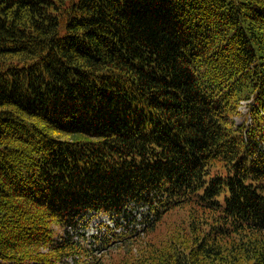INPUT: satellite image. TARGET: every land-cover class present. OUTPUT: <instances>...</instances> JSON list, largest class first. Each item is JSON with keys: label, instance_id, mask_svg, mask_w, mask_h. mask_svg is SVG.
I'll return each instance as SVG.
<instances>
[{"label": "trees", "instance_id": "trees-1", "mask_svg": "<svg viewBox=\"0 0 264 264\" xmlns=\"http://www.w3.org/2000/svg\"><path fill=\"white\" fill-rule=\"evenodd\" d=\"M131 203L134 264H264V0H0V264H103L134 231L67 229Z\"/></svg>", "mask_w": 264, "mask_h": 264}, {"label": "rangeland", "instance_id": "rangeland-1", "mask_svg": "<svg viewBox=\"0 0 264 264\" xmlns=\"http://www.w3.org/2000/svg\"><path fill=\"white\" fill-rule=\"evenodd\" d=\"M250 102H243L240 104L238 107V112L239 115H236L233 118L235 124L241 125L244 124L245 126L249 122V105ZM124 213L116 216H104V215H86L83 216L82 218L77 219L78 224H86L88 226V223L91 222L90 224L93 225L97 220H105L109 222L111 227H116V224H120V229H123L128 226V229L131 231H134V237L133 242H128L129 244L132 243L131 245H128L125 247L124 244L117 245V247L111 248L107 251H103L102 254H98L97 258L101 259L103 264H123L122 262L125 261L124 264H134L136 260V256L139 255V250L141 249V244H143L145 241H147L149 238L144 235V233H140L143 230V218L147 216V211L145 208L142 207H137L134 205H129L126 208H124ZM189 215L188 211L185 210H176L173 211L169 216L167 215L165 218H163V221L161 225L158 227V231L156 232V235L158 238L163 239L164 236L167 234V231L169 228H173L175 224H179L183 221H187L186 217ZM165 227L167 228V231L163 233L162 231L165 230ZM54 231L56 232V236L61 235L62 231L58 226H53ZM85 232V229H83ZM88 232L94 231V228L89 226L86 229ZM127 231V230H126ZM70 232L73 234L75 233V229L70 230ZM144 235V236H143ZM138 236H143V240L140 242V238ZM131 249L132 252L129 253V250ZM143 262V261H142Z\"/></svg>", "mask_w": 264, "mask_h": 264}, {"label": "bare ground", "instance_id": "bare-ground-1", "mask_svg": "<svg viewBox=\"0 0 264 264\" xmlns=\"http://www.w3.org/2000/svg\"><path fill=\"white\" fill-rule=\"evenodd\" d=\"M89 215V214H88ZM92 215V214H91ZM120 216V215H119Z\"/></svg>", "mask_w": 264, "mask_h": 264}]
</instances>
